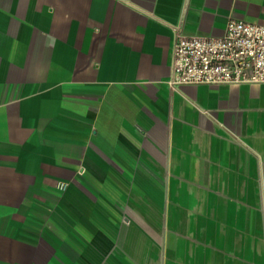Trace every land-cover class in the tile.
Masks as SVG:
<instances>
[{"label":"crops","instance_id":"obj_1","mask_svg":"<svg viewBox=\"0 0 264 264\" xmlns=\"http://www.w3.org/2000/svg\"><path fill=\"white\" fill-rule=\"evenodd\" d=\"M231 17L264 0H0V264H264V83H168Z\"/></svg>","mask_w":264,"mask_h":264},{"label":"built area","instance_id":"obj_2","mask_svg":"<svg viewBox=\"0 0 264 264\" xmlns=\"http://www.w3.org/2000/svg\"><path fill=\"white\" fill-rule=\"evenodd\" d=\"M264 83V24L230 18L220 35L177 33L170 85Z\"/></svg>","mask_w":264,"mask_h":264}]
</instances>
